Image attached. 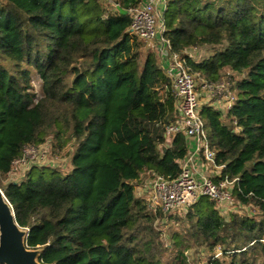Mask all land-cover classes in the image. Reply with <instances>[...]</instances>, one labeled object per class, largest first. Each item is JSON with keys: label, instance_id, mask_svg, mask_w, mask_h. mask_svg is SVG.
I'll use <instances>...</instances> for the list:
<instances>
[{"label": "trees", "instance_id": "1", "mask_svg": "<svg viewBox=\"0 0 264 264\" xmlns=\"http://www.w3.org/2000/svg\"><path fill=\"white\" fill-rule=\"evenodd\" d=\"M117 1L0 0V190L26 248L39 264H189L183 247L206 264H264V0H166L163 12L169 52L234 96L230 111L204 105L200 116L222 174L239 179L243 215L205 197L153 214L135 196L145 171L176 178L187 147L165 136L179 118L171 78L128 34L143 0ZM197 49L205 57H187ZM49 136L57 151L73 143L70 170L34 165L1 185L23 148ZM158 221L176 226L167 238Z\"/></svg>", "mask_w": 264, "mask_h": 264}, {"label": "built area", "instance_id": "2", "mask_svg": "<svg viewBox=\"0 0 264 264\" xmlns=\"http://www.w3.org/2000/svg\"><path fill=\"white\" fill-rule=\"evenodd\" d=\"M110 10L119 9L117 0H100ZM166 0H143L137 7L129 10L130 25L128 34L150 44H158L159 55L165 60L166 75L171 78L172 92L175 96L179 118L165 127V136L183 135L187 153L179 162L180 173L176 178H167L152 171L140 174L131 185L135 196L146 201L150 212L155 214H178L198 202L202 197L215 202L221 215L229 213L244 214L246 208L233 197V189L238 188L239 179L222 174L224 165L215 161V151L210 148L204 123L200 116V93H205L207 105L226 113L232 109L234 96L226 81L208 82L201 80L196 84L194 76L186 67V58L169 52V43L162 36L165 31L163 12ZM187 57L193 58L190 52ZM203 105V106H204ZM46 151L40 146L28 145L22 156L13 166L42 161ZM264 243V240H262ZM220 254L218 251L215 256Z\"/></svg>", "mask_w": 264, "mask_h": 264}, {"label": "rangeland", "instance_id": "3", "mask_svg": "<svg viewBox=\"0 0 264 264\" xmlns=\"http://www.w3.org/2000/svg\"><path fill=\"white\" fill-rule=\"evenodd\" d=\"M154 48L155 47L152 46V44L146 42V45L142 47L141 53L143 56H145L146 52L149 49H151L152 51L154 50L156 52ZM189 52L193 55V58L196 57L197 54H199V56L201 57H205L206 55L205 54L206 51H204V49H197L196 51H189ZM159 64L161 65V62H159ZM223 81H225V79H223ZM199 83H200V80L196 81V84L199 85ZM33 87H34V92L36 93V95L40 97L41 82L35 77L33 80ZM198 93H200V105L203 106L204 103L206 102L205 93H203V91H200V90H198ZM52 141H53L52 136H49L46 142L40 145V147L46 151L45 157L42 161H39V163L38 162L28 163V165H25V166H21L20 164L14 165L8 177H6V180H2L1 185L5 184L7 181H20L24 177V175L27 173V171L34 165L57 168L64 173L69 171L70 170V157L73 152V143H70L61 151H57L56 148L53 146ZM155 225L158 229L163 231L162 235L164 236V238H167L166 234H168L169 230L175 229L176 227L172 223L163 224V222L161 221L156 222ZM180 250L182 251V254L186 257V260L188 261L189 264H206L207 256L205 253L202 252V249L195 251L194 248L188 249L186 247H183Z\"/></svg>", "mask_w": 264, "mask_h": 264}, {"label": "water", "instance_id": "4", "mask_svg": "<svg viewBox=\"0 0 264 264\" xmlns=\"http://www.w3.org/2000/svg\"><path fill=\"white\" fill-rule=\"evenodd\" d=\"M24 239L25 233L16 224L12 208L0 190V264H39L37 252L28 250Z\"/></svg>", "mask_w": 264, "mask_h": 264}, {"label": "crops", "instance_id": "5", "mask_svg": "<svg viewBox=\"0 0 264 264\" xmlns=\"http://www.w3.org/2000/svg\"><path fill=\"white\" fill-rule=\"evenodd\" d=\"M152 46L155 47V50L157 52V56H158L159 62H161L162 67H164L165 66V60L161 59V57L159 55V49H160L159 45L158 44H156V45L152 44Z\"/></svg>", "mask_w": 264, "mask_h": 264}]
</instances>
